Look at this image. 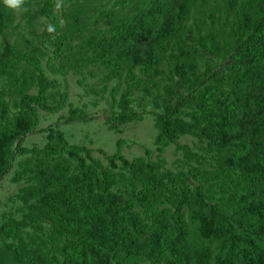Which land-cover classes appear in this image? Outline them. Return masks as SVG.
Segmentation results:
<instances>
[{
	"label": "trees",
	"instance_id": "16d2710c",
	"mask_svg": "<svg viewBox=\"0 0 264 264\" xmlns=\"http://www.w3.org/2000/svg\"><path fill=\"white\" fill-rule=\"evenodd\" d=\"M23 7L40 33L11 42L0 0V182L15 166L26 178L21 218L0 223V264H264V0ZM94 70L104 91L116 83L111 130L154 118L156 158L128 160L124 141L113 156L71 145L58 124L40 131L44 148L24 146L41 112L66 107L68 79ZM91 119L71 106L65 123Z\"/></svg>",
	"mask_w": 264,
	"mask_h": 264
},
{
	"label": "rangeland",
	"instance_id": "374dc122",
	"mask_svg": "<svg viewBox=\"0 0 264 264\" xmlns=\"http://www.w3.org/2000/svg\"><path fill=\"white\" fill-rule=\"evenodd\" d=\"M26 2H29V0H24V3ZM107 2L105 1V3ZM23 4L20 9L13 10L17 19L16 27L19 30L11 33V42L18 40L19 34L25 35L27 38L33 37L29 31V24L40 33V27L36 20L25 18ZM35 8L36 4L33 3V9ZM2 42L3 40L0 37V45ZM201 54L199 53V57L197 55L196 58L202 60ZM94 72L96 74L94 78L86 76L83 80L79 76H72L68 79L70 100L66 107L60 113L49 114L41 112V121L37 129L38 133L28 136L24 146L27 148H44L46 146V138L45 134L40 133V131L58 124L56 127L64 134L71 145L85 146L95 151L101 150L106 156H113L118 152V141H124L123 154L128 160L144 157L145 149L154 150V157L156 158L155 138L157 130L154 118L146 114L142 121H135L121 126L119 131L111 130L105 120L111 116L112 102L110 101V92L116 83L109 84L108 89L104 91V84L100 82L101 71L94 70ZM93 87L94 93L91 89ZM145 104L146 106L143 109L151 111L149 103ZM71 106L73 109L86 113L94 119L66 124L65 120L70 116ZM143 109L135 108L138 112H142ZM180 144L195 148L197 140L191 137H182ZM94 157L104 165H107L105 158L99 153L95 152ZM164 157L172 167L176 163L181 162L182 159L181 154L176 153L175 147L169 148ZM19 160H26V158ZM25 179L18 177V169L15 166L0 182V223L4 214L18 219L21 218L22 214L19 213V209L22 203L18 195L26 187ZM193 236L197 238L196 232H194Z\"/></svg>",
	"mask_w": 264,
	"mask_h": 264
},
{
	"label": "clouds",
	"instance_id": "9594fccd",
	"mask_svg": "<svg viewBox=\"0 0 264 264\" xmlns=\"http://www.w3.org/2000/svg\"><path fill=\"white\" fill-rule=\"evenodd\" d=\"M24 3V0H4V4L13 9V10H18Z\"/></svg>",
	"mask_w": 264,
	"mask_h": 264
}]
</instances>
